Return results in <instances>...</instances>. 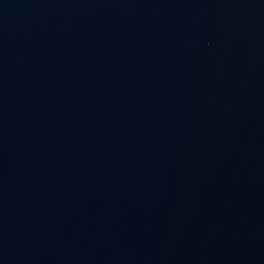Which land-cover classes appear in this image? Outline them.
Returning a JSON list of instances; mask_svg holds the SVG:
<instances>
[{"label":"water","instance_id":"95a60500","mask_svg":"<svg viewBox=\"0 0 264 264\" xmlns=\"http://www.w3.org/2000/svg\"><path fill=\"white\" fill-rule=\"evenodd\" d=\"M0 264H264V0H0Z\"/></svg>","mask_w":264,"mask_h":264}]
</instances>
